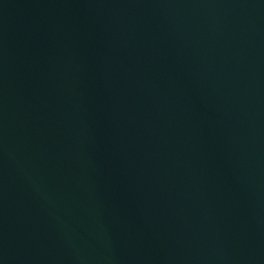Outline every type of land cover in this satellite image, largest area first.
Segmentation results:
<instances>
[{"label":"water","instance_id":"water-1","mask_svg":"<svg viewBox=\"0 0 264 264\" xmlns=\"http://www.w3.org/2000/svg\"><path fill=\"white\" fill-rule=\"evenodd\" d=\"M0 264H264V0H0Z\"/></svg>","mask_w":264,"mask_h":264}]
</instances>
